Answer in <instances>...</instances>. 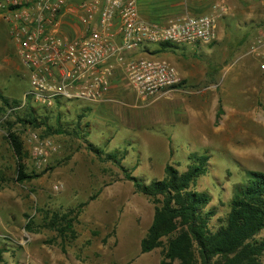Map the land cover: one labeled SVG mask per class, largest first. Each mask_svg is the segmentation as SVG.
<instances>
[{
	"label": "rangeland",
	"instance_id": "rangeland-1",
	"mask_svg": "<svg viewBox=\"0 0 264 264\" xmlns=\"http://www.w3.org/2000/svg\"><path fill=\"white\" fill-rule=\"evenodd\" d=\"M221 4L225 14L227 4ZM65 21L72 26L62 31L68 37L82 32L73 14H64L62 25ZM229 23L226 36L240 38L245 46L249 36L237 25L238 17ZM212 43L203 48L206 52L183 43L158 52L174 65L188 60L195 77L205 78L195 86H178L168 95L144 101L133 92L123 65L116 64L113 100L107 107L76 100L52 108L33 104L37 124H29L24 121L31 113L24 97L28 70L0 23V92L20 102L15 110L0 111V264H160L162 247L140 251L154 203L125 178L118 159L149 183L165 176L167 164L185 171L205 157L206 171L191 187L209 194L205 209H214L210 225L221 222L234 186L246 182L249 170L264 173V76L248 81L247 91L238 96L220 86L224 81L209 88L216 83L210 75L245 71L226 64L230 43ZM141 54L137 50L126 57ZM8 124L26 150L23 163L32 176L22 181L15 180L17 160L5 137ZM45 124L62 130L47 132ZM32 132L56 146L40 161L30 152ZM65 214L72 219L71 228L59 232L67 222Z\"/></svg>",
	"mask_w": 264,
	"mask_h": 264
},
{
	"label": "built area",
	"instance_id": "built-area-1",
	"mask_svg": "<svg viewBox=\"0 0 264 264\" xmlns=\"http://www.w3.org/2000/svg\"><path fill=\"white\" fill-rule=\"evenodd\" d=\"M214 8L225 10L221 3ZM17 56L28 70L24 97L50 107L57 98L101 102L116 64H122L133 92L144 101L168 95L182 77L163 56L143 52L142 45L160 42L210 44L217 39L218 14L184 15L165 23L149 22L138 13L136 0H0ZM73 14L82 26L74 38L62 33V17ZM140 50L141 55H126ZM264 72V29L249 50ZM31 154L40 161L56 149L50 140L29 133ZM38 164H40L38 162Z\"/></svg>",
	"mask_w": 264,
	"mask_h": 264
},
{
	"label": "trees",
	"instance_id": "trees-1",
	"mask_svg": "<svg viewBox=\"0 0 264 264\" xmlns=\"http://www.w3.org/2000/svg\"><path fill=\"white\" fill-rule=\"evenodd\" d=\"M69 1V0H67ZM78 3L82 0H70ZM69 1V2H70ZM159 48L151 50L154 44H143L142 51L153 56L173 43L160 42ZM3 101L0 111L8 112L19 107L20 102L6 99L0 92ZM57 98L50 107L33 102L29 97L25 103L31 113L24 121L37 124L33 104L44 108H52L65 102ZM79 101V100H76ZM220 111H218V114ZM60 126L59 123H57ZM47 132H59L60 127L52 129L45 124ZM6 139L13 155L16 157L15 180L30 178L25 171L23 157L26 155L20 136L8 127L5 128ZM115 159L112 154L107 155ZM125 178L130 180L136 191L149 197L154 203L152 221L140 241V251L147 252L157 247L163 248L160 264H264V173L249 170L247 180L234 186L229 200L227 212L217 226L209 221L214 209H205L210 196L205 190H196L192 186L196 179L206 171L205 157L198 163L190 165L185 171H179L170 164L165 166V176L161 179L144 183L132 170L124 167L121 160H116ZM37 175V174H35ZM93 195L90 196V199ZM65 214L63 219H67ZM72 219H67L65 226L58 229L71 228ZM56 223V215L51 221Z\"/></svg>",
	"mask_w": 264,
	"mask_h": 264
},
{
	"label": "crops",
	"instance_id": "crops-1",
	"mask_svg": "<svg viewBox=\"0 0 264 264\" xmlns=\"http://www.w3.org/2000/svg\"><path fill=\"white\" fill-rule=\"evenodd\" d=\"M235 1H238V3L235 4ZM223 2L227 4V11L225 14H221L222 11L220 9L214 8L215 3ZM136 3L140 17L149 22L165 23L169 19L184 15L218 14L216 17L217 39L214 46L217 47L221 43H230L232 53H230V57H228L227 54L226 58L230 59L226 64L238 65L240 68L243 67L245 71H227L226 73L218 75H210V80L216 83H214V85H208L209 88L217 86L219 81H224V85L220 86H223L225 90L232 91V96H238L247 91L248 81L256 79L257 75L264 76V72L259 68L257 59L248 52L253 37L260 30L264 29V0H136ZM255 4L256 9L254 10ZM205 7L208 12H200L203 11ZM234 16L238 17L237 25L249 36V42L245 46L241 44L240 38L233 39L225 34V26H230L229 22ZM0 23L5 24L7 28V24L1 15ZM66 27L71 31L70 28L72 26L68 24V21H65V24L61 26L62 31L63 29L66 30ZM210 44L196 43L189 46H196L198 47V51L202 50L206 52L203 48L207 49ZM231 57L234 59L232 60ZM184 59L182 61H177L175 64L183 77L180 86H195L200 80L205 79L204 75H200V78H196L194 70L189 67V61L187 60L186 63H183V61H185ZM195 78L196 80L194 81ZM112 86L111 81L109 89L101 102L88 103L80 101V103L107 107L108 102L113 100L110 90ZM176 113H178V111H176Z\"/></svg>",
	"mask_w": 264,
	"mask_h": 264
}]
</instances>
